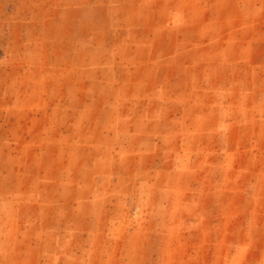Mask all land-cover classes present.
I'll return each instance as SVG.
<instances>
[{"label":"rangeland","instance_id":"1","mask_svg":"<svg viewBox=\"0 0 264 264\" xmlns=\"http://www.w3.org/2000/svg\"><path fill=\"white\" fill-rule=\"evenodd\" d=\"M0 264H264V0H0Z\"/></svg>","mask_w":264,"mask_h":264}]
</instances>
